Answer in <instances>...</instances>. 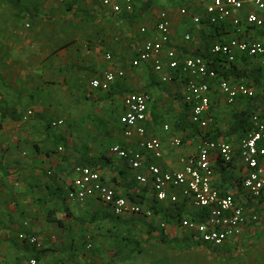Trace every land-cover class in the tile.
<instances>
[{"label": "crops", "instance_id": "0c3cea01", "mask_svg": "<svg viewBox=\"0 0 264 264\" xmlns=\"http://www.w3.org/2000/svg\"><path fill=\"white\" fill-rule=\"evenodd\" d=\"M72 1L76 2V8L84 10L78 5L81 0H70L65 3L67 13L77 14L75 8L70 10L67 8V4ZM82 1L90 2V0ZM91 1L99 4L96 0ZM136 1L134 0V5ZM206 1L179 0L178 3L193 6L194 12L189 11L187 17H181L178 14L179 8L183 6L177 9L172 8L177 0L162 3L161 10L165 8L164 11L169 14L171 21L168 47L174 49L178 57H190L196 51H200L205 46L204 41L209 38L208 28L205 25L194 26L190 16L202 14ZM243 1L245 5L241 16L244 21L247 14L256 13V10L248 4L252 0ZM50 3L52 0H49ZM30 9H36L38 12V16L34 19L16 16L30 20L43 19V14L37 7H30ZM10 10L15 15L11 7ZM54 11L55 15L60 17L63 9L59 7ZM156 13L157 10H155V19ZM68 24H59V22L46 24L39 20L36 23L35 33L22 38L14 36L12 32L14 22L0 23L2 29L7 30V37H4L5 32L0 37L2 38L0 45L8 49L7 55L6 50L0 47V52L3 51L2 54L0 53V62L6 64V67L0 69V111L4 108L14 109L22 118L29 110L32 112L29 118L20 119V121H13L0 114V264H28L27 259L32 256L29 251L16 250L10 245L13 241L19 246H25L18 239L20 233L35 234L34 236L44 241H51L53 237L63 236V234L72 237L73 233L79 231L77 221L84 220L83 215L104 210L102 204L94 199L84 204H70L66 199L72 169L77 164L80 157L79 150L82 147L88 148L91 158H97L100 155L110 158L111 166L99 172L104 175L105 183L115 191L116 195L126 197L127 192L138 194L144 190L134 181L133 172L128 165L124 161L117 160L109 152L111 147L118 145L135 150L140 149V137L125 138L119 124V117L124 112L122 100L125 95L145 93L149 96L148 118L145 125L148 137H156L161 142L162 157L155 160V164L163 170L181 169L183 161L196 153L200 140L194 135L184 138V134L173 129V123L177 119L180 112L179 106L182 103V83L163 85L159 83L158 76L151 72L148 65L144 64L137 68L130 66L136 50L145 39L139 31L137 40L115 38L110 31L103 32V38H101L96 32L90 36L85 34L82 24H77L80 28L78 32L68 30L64 33V27ZM58 25H60L59 32L53 30L57 29ZM190 31L193 33L190 34L192 40L184 42V35L189 34ZM70 32L73 37L79 38L80 44L65 43L57 47V40ZM217 34L218 38L212 39L214 43H218L219 40L228 42L237 39L264 45V31L247 26L245 22L239 28L232 26L222 28ZM89 37H98V42L103 41V43L101 45L90 43L88 47L85 40L92 39ZM193 38H196V41L194 45H191ZM107 53L112 55L111 62L105 60ZM106 70H121L124 76L117 79L108 91L92 89L90 82ZM253 91L255 94L258 90L254 88ZM211 103L213 115L218 118L222 108L216 93L211 95ZM243 103L240 100L236 102L235 105L240 107L238 110L242 109ZM58 120L63 122V126L52 128L50 123ZM164 125L170 126L171 130L164 132ZM179 136L184 140L183 145L178 149H172L171 140ZM217 140L238 142L235 135L229 138L219 137ZM58 147H62V152L57 151ZM146 162L149 164L151 161ZM226 168L230 176L239 180V185L233 182L228 187L227 184L222 183L220 175L215 173L216 185L223 192H230L240 198L239 188L245 168L237 157L232 165ZM58 196L65 201L71 216L65 215ZM162 205L164 208L168 206V204ZM249 205H252L259 218L257 225L249 227L240 238L219 247L196 244L198 239L185 231L186 236L182 238L169 236L160 231L169 238H176L186 244L184 248L165 246L157 240L159 231H156L155 242L161 244L163 248L159 249L158 255L155 253V264H176V251L190 250L192 246L207 251L208 246L216 250L209 249L213 253H210V256L207 252L189 251L184 255L183 264H207V257L212 260L210 264H225L219 261L223 257L228 259L226 264H264V198L261 197ZM183 208L186 214L184 217L189 218L191 213L197 212L188 203ZM47 216L60 220L61 226L47 221ZM162 221L165 222L163 219ZM167 224L175 226L173 223ZM165 248L168 251H164ZM218 249L221 251L218 254L219 257L215 259L214 252L219 251ZM46 252L45 255L49 254L48 251ZM45 255L40 257V262L43 264H47ZM113 255L115 254H111L110 257L113 258Z\"/></svg>", "mask_w": 264, "mask_h": 264}, {"label": "built area", "instance_id": "2783aa9c", "mask_svg": "<svg viewBox=\"0 0 264 264\" xmlns=\"http://www.w3.org/2000/svg\"><path fill=\"white\" fill-rule=\"evenodd\" d=\"M70 0H56L65 4ZM110 15L130 12L134 0H96ZM256 13H249L243 21L241 12L244 9L243 0H207L202 14H192L194 26L201 23L209 25H224L239 28L243 22L247 26L260 28L264 25V0L248 2ZM181 17H187L189 11L185 7L178 10ZM170 17L166 11L156 15L153 24L139 28V34L144 36L142 44L136 50L130 66L137 68L148 65L151 72L158 76L160 84L182 83V103L189 106V122L200 130H206L213 121L211 113V95L216 93L222 104L232 105L239 97H252L253 89L242 81L226 80L218 76L213 68L212 58L222 57L227 63L235 60L237 54L247 55L258 60L264 67V45L248 43L232 39L226 43L214 44L210 49V58L202 56L178 57L176 51L168 47ZM184 42L191 41V35L183 37ZM105 60L112 61V55L105 54ZM124 76L121 70H106L98 78L90 82V87L96 90L108 91L110 86ZM150 98L145 93H130L124 96L123 114L119 124L125 138L140 137V149L135 150L125 146H113L109 152L117 160L124 161L133 172L136 184L143 188L141 195L146 201L134 203L125 196L116 195L106 183L104 175L86 166L75 165L72 169L70 186L66 190V199L70 204H84L94 199L108 209L115 217L125 215L145 219L153 217V211L148 202L156 204H176L179 201L190 204L195 210L202 212L203 221H195L184 217L178 227L190 233L202 243L219 247L226 242L243 236L245 231L258 223V216L249 204L261 198L264 192V108L252 117V129L236 144L219 140L200 139L196 153L183 161L179 170H163L155 164L162 157L161 142L158 138L147 135L146 121ZM29 110L23 117L29 118ZM62 121L50 123L52 128L61 127ZM170 126L164 125L163 131L169 132ZM183 145L182 139L173 138L172 149ZM62 152V147L57 148ZM237 157L245 168L241 180V196L237 200L234 194L223 192L215 182V162L223 166L232 165ZM147 160L151 161L147 164ZM247 204V205H246ZM163 226V225H161ZM18 239L36 249L41 248L36 236L26 237L23 233ZM87 245V249H90ZM29 264H38L31 259Z\"/></svg>", "mask_w": 264, "mask_h": 264}, {"label": "rangeland", "instance_id": "374dc122", "mask_svg": "<svg viewBox=\"0 0 264 264\" xmlns=\"http://www.w3.org/2000/svg\"><path fill=\"white\" fill-rule=\"evenodd\" d=\"M165 1L167 2L171 0H154L152 8L149 11L145 12L140 18H138L133 25H129L127 22L118 20L116 17L115 18L117 20L113 21L110 13L107 10L102 8L100 4L92 2L91 0L90 2L81 0L79 1L78 5L81 9H84L89 13H93V15L96 16L94 19H90L79 14H69L66 11V4L60 5L55 0H52V3L50 4L49 0H21V2L29 8L37 7L42 12L43 19L40 18L36 20H30L28 18H19L16 15H13L10 10V7L0 0V23L7 21L14 22L15 25L14 30H12V32L15 34L14 36L22 38H26L30 35H33L37 30L36 23L40 20L42 23L46 24L54 22H59V24L69 23L64 27V33H66L68 30L72 32H78L80 28L77 26V24H82L84 26L83 31L88 36L96 32L97 35L99 34L100 37L103 38V32L108 33L110 31L112 33V36L115 38L122 37L125 39L137 40L139 39V36L137 34L139 27L149 26L153 24V21L155 20V10H157V13L160 12V10L163 9L162 3ZM178 1L179 0H177V2L174 4L175 6L172 5L173 9H177L180 6H183L187 8L188 11L194 12L192 8L193 6H188L184 3H178ZM135 5L137 6L138 3L135 2ZM59 7L62 8L63 11L61 13V16L57 17L55 15L54 10ZM53 30L59 32L60 25H58L57 29L54 28ZM6 31L7 30L2 29V26L0 25V37L3 36L2 33H6ZM190 34H193L192 31H190ZM4 37H7V33L4 35ZM89 38L92 39H89L88 41L85 40L88 47L90 46V43H94L96 45H101L103 43V41H100V43L98 42V37ZM4 39L7 40L6 38ZM78 40L79 38L73 37L70 32L62 36L59 40H57L56 46L58 47L61 44L65 43L74 45L76 42L80 44ZM195 41L196 38H193V41L190 44L194 45ZM117 43H119V41ZM4 46L7 47V45ZM0 47H2L3 50H6L8 55V49H5L2 45H0ZM0 53L2 54L3 51H1ZM4 67H6V64L0 62V69ZM235 104L236 102L232 105L220 103L219 105L222 108L221 113L218 118L214 117L213 115L215 123L214 125L210 126V129L213 128L216 129V131L224 132L228 124L230 123L231 113L234 111H238V108H240L237 107ZM239 191H241V188H239ZM261 197L264 198V192L262 193ZM236 199L243 201L241 193L240 198L236 197ZM178 204L186 206V203H184L182 200L179 201ZM101 206L104 208L105 211L109 212L106 207H104L103 205ZM251 206L252 205H250V207ZM88 215L89 213H87V215H83L84 220L80 219L81 221H83V223L81 221H77L79 224V231L73 233L72 237L67 235L64 236L63 234V236L53 237L51 241H44L38 237L40 240L41 248H48L49 254H44L47 257V260H45L47 264H155V253L156 255H158L159 249L163 248L161 244L155 242L154 235L156 231H162L163 233H166L169 236H176L178 238L186 236L182 229L176 227V225H166V223L162 221V219L159 218L157 215H154L151 219H144L142 217L125 215L118 218L127 222L129 220H133V222L130 225L118 226H111L109 223L105 222H96L95 224H92L87 221ZM145 223L151 225V228L153 229L152 233L148 232ZM68 226L69 225H67V227ZM127 240L139 242V248L141 249V253L132 252L131 246L127 245ZM87 245L91 246L90 249H87ZM208 248L216 250V248L213 249L207 246L206 249ZM209 249L207 251L205 249L202 250L200 247L192 246L190 250H177L176 264H183L185 260L184 255H186L189 251L207 252V255L210 256L209 254L213 253L210 252ZM164 251L168 250L165 248ZM220 251L221 249L217 252H214L215 259L219 257L218 254ZM111 254H115L116 257L113 258L112 261H110ZM127 254H130V258L125 259L124 256H126ZM31 258L27 259L28 264ZM41 258L37 260L38 264ZM211 261L212 260H210V257L206 258L207 264H210ZM219 261L225 264L228 263V259H226L225 257L220 258Z\"/></svg>", "mask_w": 264, "mask_h": 264}, {"label": "trees", "instance_id": "16d2710c", "mask_svg": "<svg viewBox=\"0 0 264 264\" xmlns=\"http://www.w3.org/2000/svg\"><path fill=\"white\" fill-rule=\"evenodd\" d=\"M1 1L9 5L13 9L15 15L18 16L21 15L22 17L27 16L30 19H34L35 17L38 16V12L36 9H30L29 7L23 5L20 0H1ZM136 2H138V5L137 6L133 5V8L130 12H124L118 15H111L112 20L116 21L118 19L127 22L129 25H133L138 18H140L145 12H147L152 8V4L154 0H137ZM75 4L76 2L72 1L71 3L67 4L68 6L67 8L69 10L75 8L77 14L85 16L90 19H94L96 17L85 10H80L79 8H76ZM200 25H205L208 28L210 39L209 38L206 39L204 41L205 46L200 51H196L195 53H193L191 56L209 57L211 47L214 44H217L214 43L212 39L218 38L217 32H219V30H221L222 28L225 29L230 26L209 25L206 23H201ZM260 29L264 31V25L260 27ZM218 43L223 44L226 42H221V40H219ZM212 60H213L212 66L217 71L219 77L234 82L242 81L247 87L253 89L256 88L258 91L252 97H239L237 99V101L241 100L244 102L242 109L231 113V122L230 124H228L224 132L216 131V129L213 128L210 129V126L214 125L215 123L214 118L212 123L208 126L206 130H200L196 126L192 125L189 122V118H188L189 106H187L184 103H181V105L179 106L180 112L177 115V119L173 123V129L176 132H181L182 134H184V138L194 135V136H198L200 139H209L215 141L219 137L229 138L235 135L238 139L237 141H240L243 138V136L252 129L253 115L258 113L262 108H264V67H261L258 64L257 59L250 58L247 55L244 56L236 55L235 60L231 63H227L226 60L220 56L216 58H212ZM212 108L213 107L211 103L210 109L213 116ZM0 114L2 117L7 116L13 121H20V119H23L22 116L20 117L17 110L14 109L4 108L0 111ZM182 142H184L183 139ZM228 143L236 144L235 142H229V141ZM79 155L80 157L76 165L86 166L94 171L103 170L107 167H110L112 164V161L106 155H100L97 158H91L89 156V150L86 147H82L79 150ZM214 168L216 175H220L222 183L227 184L228 187L231 186L233 182H236L239 185V180L237 178H234L233 176H230L226 171L227 168L223 166L220 161L215 162ZM126 194H127L126 197L129 198V200L134 203H142L143 201H146L145 196L141 194H137V192L134 194L127 192ZM58 199L61 201L63 205L65 215L71 216L70 215L71 212L66 206L63 198H60V196H58ZM148 205L153 211V216L157 215L159 218L165 220L166 223H173L175 225H179L181 220L186 215L183 208L184 206L182 204H178V203L172 205L168 204V206L164 208L162 204H156L154 201L150 200L148 202ZM202 214H203L202 212L197 211L191 213L189 217L190 219L195 221H203ZM47 221L61 226L60 220H54L50 216H47ZM79 221L81 220L79 219ZM87 221L90 223L108 222L111 223V225L113 226L130 225L133 222V220H129L128 222L125 220H121L120 218L113 216L110 212H107L105 210H97L91 212L87 217ZM81 222L83 223V221ZM145 226L148 232L152 233L153 229L151 228V225L145 223ZM24 235H26V237L28 238L30 236H34L35 234H24ZM156 237L157 240L165 246H169V247L172 246L175 248L186 247L185 242H181L176 238H169L167 235L163 234L162 232H158ZM154 239H155V235H154ZM195 243L199 245L204 244L199 240H197ZM10 245L16 250L25 249L29 251L32 257L35 258L36 260H39V258L42 257L45 253H47L46 251H48L46 248H41L40 250L36 249L35 246H30L28 243H24L25 246L23 245L19 246L16 244V242L11 241ZM127 245L131 246L132 252L136 251L137 253H141V249L139 248V242L133 240H127ZM129 256L130 254H127L126 256H124V258L126 259ZM112 257L116 258L115 255H113Z\"/></svg>", "mask_w": 264, "mask_h": 264}]
</instances>
